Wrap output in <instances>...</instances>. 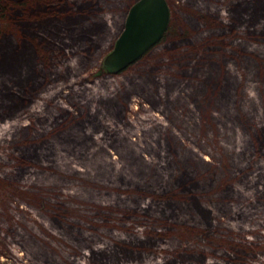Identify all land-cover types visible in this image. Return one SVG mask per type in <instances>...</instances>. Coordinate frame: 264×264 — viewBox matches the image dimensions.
<instances>
[{
	"label": "rangeland",
	"instance_id": "obj_1",
	"mask_svg": "<svg viewBox=\"0 0 264 264\" xmlns=\"http://www.w3.org/2000/svg\"><path fill=\"white\" fill-rule=\"evenodd\" d=\"M136 1L0 0V264H264V0Z\"/></svg>",
	"mask_w": 264,
	"mask_h": 264
},
{
	"label": "water",
	"instance_id": "obj_2",
	"mask_svg": "<svg viewBox=\"0 0 264 264\" xmlns=\"http://www.w3.org/2000/svg\"><path fill=\"white\" fill-rule=\"evenodd\" d=\"M169 24L165 0H137L129 10L124 29L106 57L114 72L126 68L154 47Z\"/></svg>",
	"mask_w": 264,
	"mask_h": 264
},
{
	"label": "trees",
	"instance_id": "obj_3",
	"mask_svg": "<svg viewBox=\"0 0 264 264\" xmlns=\"http://www.w3.org/2000/svg\"><path fill=\"white\" fill-rule=\"evenodd\" d=\"M8 14V8L7 7H4L3 5H1L0 4V16H2V18L4 17V16H6ZM56 21H59L58 19H56ZM167 31V30H166ZM163 37H164V35H163ZM162 37V38H163ZM92 39V38H91ZM16 45V50L14 51V52H12V56H14V59H13V61H15V53H18L19 52V54H17V55H20V56H22L21 54H23L24 52H22L21 51V46L19 45V44H15ZM27 46H28V48H29V51L31 52V53H33L34 54V52H33V48H35L34 46H33V44L31 43V42H27ZM23 50V49H22ZM25 50V49H24ZM24 55V54H23ZM17 64H19V62L17 61L16 62ZM18 67H19V65H18ZM31 71V70H30ZM34 73H36V71H34ZM113 74L114 73V70L111 68V66L109 65V63H107V61H106V59H104V62H103V64L101 65V67H100V71H99V74ZM173 158V157H172ZM163 183L162 184H166L164 181H162ZM195 182V181H194ZM139 183V182H138ZM144 185H148V183H146V184H144ZM154 189H152V190H156V191H163L165 188H158V187H154V186H152ZM164 207V209H165V213H166V211H167V209H166V207L165 206H163ZM153 241H154V239L153 238H151ZM155 242V241H154ZM120 249L121 250H123V249H130V250H133L134 252H137V253H145V251L144 250H142V249H139L138 247L136 248V247H133V249H131V248H129V247H127L126 245L124 246H121L120 247ZM119 254L121 253L120 251L118 252Z\"/></svg>",
	"mask_w": 264,
	"mask_h": 264
}]
</instances>
